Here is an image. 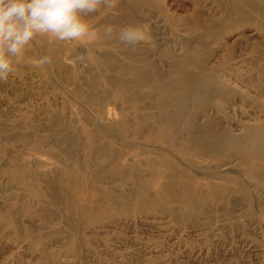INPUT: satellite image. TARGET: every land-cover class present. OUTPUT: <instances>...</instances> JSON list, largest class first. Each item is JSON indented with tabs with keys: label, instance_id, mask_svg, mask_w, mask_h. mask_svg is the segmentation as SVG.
<instances>
[{
	"label": "rangeland",
	"instance_id": "374dc122",
	"mask_svg": "<svg viewBox=\"0 0 264 264\" xmlns=\"http://www.w3.org/2000/svg\"><path fill=\"white\" fill-rule=\"evenodd\" d=\"M263 9L119 0L86 19L136 47L33 42L0 82V264H264Z\"/></svg>",
	"mask_w": 264,
	"mask_h": 264
},
{
	"label": "clouds",
	"instance_id": "9594fccd",
	"mask_svg": "<svg viewBox=\"0 0 264 264\" xmlns=\"http://www.w3.org/2000/svg\"><path fill=\"white\" fill-rule=\"evenodd\" d=\"M119 0H0V82L15 75L24 62L30 45L38 38L54 42H96L117 39L122 45L136 47L147 39L145 29L127 25L118 31L112 25L101 34L86 17L103 10H113ZM47 54L31 60L34 68L50 65Z\"/></svg>",
	"mask_w": 264,
	"mask_h": 264
},
{
	"label": "bare ground",
	"instance_id": "6f19581e",
	"mask_svg": "<svg viewBox=\"0 0 264 264\" xmlns=\"http://www.w3.org/2000/svg\"><path fill=\"white\" fill-rule=\"evenodd\" d=\"M235 7V6H234ZM239 7V6H238ZM250 7V6H249ZM248 7V8H249ZM260 8V7H259ZM255 10V9H254ZM264 10V9H263ZM229 13V12H228ZM245 14V13H244ZM250 14V13H249ZM259 15H260V13H259ZM192 62V61H191ZM255 78V77H254ZM245 79V78H244ZM209 87V82L207 81V80H205V79H198V80H193V81H191L190 82V85L187 87L188 89L185 91L186 93H188V94H192V95H194L195 97H199L200 95H201V93H202V89H206V88H208ZM183 90V89H182ZM192 97V96H191ZM201 99V98H200ZM184 105L185 104H183V103H181L180 104V106H181V109H183L184 108ZM183 107V108H182ZM188 108V107H187ZM171 111V110H170ZM183 118V117H182ZM163 120V119H162ZM166 120H168V119H166ZM190 121V120H189ZM146 124V123H145ZM170 125V124H169ZM175 125V124H174ZM144 128V127H143ZM166 136V135H165ZM201 136V135H200ZM202 138V137H201ZM234 138L233 137H231V136H229V140H230V145H232L233 143H232V140H233ZM197 143L196 142H194L193 140H191V142H189L188 143V145L186 144V146L184 147L183 146V148H185V149H189V148H191V147H195L194 145H196ZM187 147H189V148H187ZM226 147V146H225ZM227 148V147H226ZM216 153V152H215Z\"/></svg>",
	"mask_w": 264,
	"mask_h": 264
}]
</instances>
